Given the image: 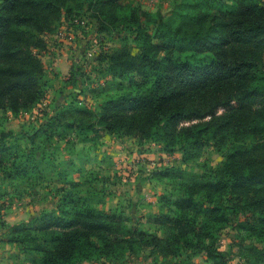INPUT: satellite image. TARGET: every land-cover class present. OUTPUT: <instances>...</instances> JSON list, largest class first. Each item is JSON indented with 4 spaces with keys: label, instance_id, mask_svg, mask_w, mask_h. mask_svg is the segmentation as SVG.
<instances>
[{
    "label": "trees",
    "instance_id": "obj_1",
    "mask_svg": "<svg viewBox=\"0 0 264 264\" xmlns=\"http://www.w3.org/2000/svg\"><path fill=\"white\" fill-rule=\"evenodd\" d=\"M207 4L181 0L166 14H152L119 0H0L1 115L32 111L40 102L44 36L61 19L80 24L87 12L99 31L124 27L140 43L137 54L126 44L98 54L113 95L90 107L68 91L69 101L58 99L31 133L0 130L1 181L58 183L48 191L53 209L1 223L5 243L39 256L26 264H124L146 253L171 259L183 250L203 253L201 264H229L218 237L229 215L245 211L256 213L259 225L237 223L243 233L236 231L235 251H247L248 264L263 262L264 0H235L234 9L212 13ZM102 133L154 139L168 152L181 142L183 163L205 147L223 160L202 163L198 175L171 165L156 171L177 179L178 190L135 217L107 207L103 189L92 187L106 179L84 169L87 159L74 151L79 146L86 156ZM58 139L70 144L66 157L51 150Z\"/></svg>",
    "mask_w": 264,
    "mask_h": 264
},
{
    "label": "rangeland",
    "instance_id": "obj_2",
    "mask_svg": "<svg viewBox=\"0 0 264 264\" xmlns=\"http://www.w3.org/2000/svg\"><path fill=\"white\" fill-rule=\"evenodd\" d=\"M121 3H131L140 9L152 14H166L179 7L181 0H119ZM209 13L216 9L228 11L234 9L235 0H207ZM83 23L78 24L77 18L66 24L63 19L56 22L53 33L44 37L47 39L46 50L40 57L45 67L43 81L45 86L40 102L32 111L0 114V130L23 131L31 133L32 125H36L47 114L59 99L68 102L71 97L68 91L78 95V99L86 105L92 106L113 92L108 88V68L97 60L99 53L109 52L112 49L126 44L131 52L137 54L140 43L131 32L124 27L109 28L105 32L98 30L96 24L84 12ZM77 74V80L70 75ZM40 110V112H39ZM40 141L39 150L42 148ZM97 144L86 156L82 154L79 146L74 149L80 158L87 159L84 169H96L100 177L106 180L93 182V188L103 189L107 207L121 208L123 211L133 213L135 217L140 214L155 211L157 198L162 194H175L178 190L177 179L170 177H156L155 172L165 166L180 167L185 173H201V164L214 165L223 160L221 154L207 147L203 148L200 157L182 162V143L179 142L173 151L168 152L163 144L156 140L139 142L132 136H111L102 133ZM57 147V148H56ZM70 144L64 139L54 140L51 150L60 157L67 156ZM77 177V174H74ZM74 176V177H75ZM1 177V176H0ZM51 177V176H49ZM107 177V178H106ZM57 181L37 184L31 182L7 184L0 179V193L11 191L6 196L0 195V264H26L31 259H39L35 254L27 255L18 250V246L5 243L6 228L1 227L4 221L14 224L21 220H28L39 214L42 210H51L55 207V199L48 191H53ZM258 215L253 212H239L229 215L232 221L227 223L218 237V246L227 255L229 264H248L249 254L237 252L238 222L245 226V222L259 225ZM152 232L159 236H166L162 228H152ZM261 244V246H260ZM245 247V244H242ZM263 248L264 244L258 243ZM264 251V248H263ZM203 253H194L183 250L178 257L162 260L159 255L146 253L140 257L125 258L124 264H201ZM83 264H97L84 262ZM261 264H264V260Z\"/></svg>",
    "mask_w": 264,
    "mask_h": 264
},
{
    "label": "built area",
    "instance_id": "obj_3",
    "mask_svg": "<svg viewBox=\"0 0 264 264\" xmlns=\"http://www.w3.org/2000/svg\"><path fill=\"white\" fill-rule=\"evenodd\" d=\"M81 23H83V21H81Z\"/></svg>",
    "mask_w": 264,
    "mask_h": 264
}]
</instances>
